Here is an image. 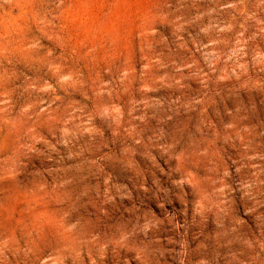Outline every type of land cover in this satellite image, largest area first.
Segmentation results:
<instances>
[{
	"label": "rangeland",
	"instance_id": "rangeland-1",
	"mask_svg": "<svg viewBox=\"0 0 264 264\" xmlns=\"http://www.w3.org/2000/svg\"><path fill=\"white\" fill-rule=\"evenodd\" d=\"M0 264H264V0H0Z\"/></svg>",
	"mask_w": 264,
	"mask_h": 264
}]
</instances>
